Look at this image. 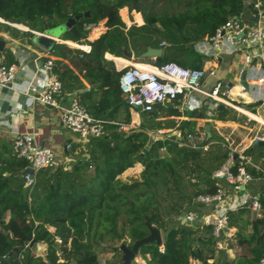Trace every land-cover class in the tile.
Listing matches in <instances>:
<instances>
[{"label":"trees","instance_id":"trees-1","mask_svg":"<svg viewBox=\"0 0 264 264\" xmlns=\"http://www.w3.org/2000/svg\"><path fill=\"white\" fill-rule=\"evenodd\" d=\"M122 7L136 11L135 22L142 23L126 25L121 17L129 20ZM252 12L253 7L243 0H0V18L8 22H0V33L6 32L11 38L27 37L28 31L11 23L41 31L44 23L52 26L46 19L65 20L76 15L74 26L79 36L67 30L60 39L71 45L83 40L89 51L54 42L47 51L53 56L52 70L63 92L76 91L92 116L128 123L130 110L118 88L120 71L113 60L117 65L124 64L122 58L129 59L126 53L132 52L139 66H145L141 62L174 61L184 67L201 68L208 58L196 52L193 43L212 34L228 16L240 15L251 23ZM103 19L106 29L100 33ZM88 31L90 39L100 34L87 40ZM160 42L165 44L159 45ZM148 46L161 47V55L154 60L136 59ZM0 53L3 64L15 61L8 48ZM105 53L113 60L106 59ZM229 59L230 55L221 54L217 68L225 69ZM97 93L99 97L95 98ZM189 112L185 116L204 117L200 108ZM139 115L141 121L134 131H121L114 124L104 123V135L88 138L83 147L72 145L77 158L69 168L61 164L39 168L33 172L29 185L24 177L17 176L27 161L17 157L2 140L0 257L16 249L7 260L0 259V264H69L71 259L74 264H100L89 240L102 247L105 237L118 241L126 235L129 242L125 245L130 247L135 239L148 233L146 222L162 231L160 245L152 241L138 247L146 264H208V259L210 264H255L264 256V217L250 220L245 207L226 214L228 226L235 229L237 254L232 259L215 247L210 225L181 221L188 210L207 212L203 205L194 202V197L199 193L212 194L224 184L212 172L225 162L229 148L215 129L210 127L208 140L215 143L206 151L169 140L151 142L147 130L174 124L169 119L163 125V119L158 117L180 113L175 106L159 105ZM214 119L236 121V111L218 104ZM189 123L194 121L182 120L179 128L183 131ZM161 146L163 155L158 151ZM243 153L261 168L245 164L254 179H261L258 188L263 201L264 144L253 143ZM233 161L235 167L239 158L236 156ZM136 162L142 165L138 176L121 180L122 172ZM55 235L61 238L59 244ZM38 243L43 246V254L33 252Z\"/></svg>","mask_w":264,"mask_h":264},{"label":"built area","instance_id":"built-area-1","mask_svg":"<svg viewBox=\"0 0 264 264\" xmlns=\"http://www.w3.org/2000/svg\"><path fill=\"white\" fill-rule=\"evenodd\" d=\"M243 2L251 5L254 9V12L251 13V23L242 20L240 15L228 16L214 29L212 34L204 35L193 43V49L208 58L201 68L184 67L174 61L160 64L141 62L145 66H139L133 58L127 59L124 64L117 65L116 63L117 70L120 71L118 88L129 110L135 113L134 117L139 115V112L151 111L156 103L168 101L180 110L203 109L206 118L210 120L214 119L218 104L239 111L236 108L239 105L232 99L233 95L244 99L253 90L256 91V88H264L263 0H243ZM0 22L6 21L0 18ZM11 25L20 29L17 24L11 23ZM164 44V42L159 43V45ZM72 46L83 52L89 51V45L83 40L75 42V45ZM223 53L241 55L238 73H245L247 88L240 82L234 84L216 76L217 58ZM27 54L25 46L16 47L13 50L14 62L8 65L0 62V88L17 89L18 93L23 96L25 104L29 98L32 103L58 108L60 126L64 130L74 133L76 135L75 142L81 147L84 146L88 138L104 135V123L106 122L114 124L118 130L125 132L139 126V119H134V117L125 123L106 121L92 116L79 101L76 93L63 92L61 82L52 70L53 57L51 55L35 57L33 60L34 70L27 75L24 71ZM105 58L112 59L107 54ZM150 59L154 60L155 58L150 57ZM208 77H215V80L209 87H205ZM234 88L237 90L233 91ZM258 99H264V95L254 98V100ZM259 123L264 125V122ZM10 130V150L17 157L27 161L25 167H31L34 172L39 168L58 164L54 151L40 145L32 131H13L11 127ZM172 130L175 132L170 133ZM155 133L156 136L150 137L151 142L169 140L201 151H206L212 143H215L213 140H208L210 134L208 135L202 126H189L182 131L179 124H175L173 127L155 128ZM219 135L229 151L225 162L212 172V176L221 179L227 185L217 186L212 194H197L194 197V202L209 206V211L188 210L183 214V219L184 222L210 225L211 233L216 238L215 247L224 249L227 240H231L234 236V229L227 224V211L245 207L249 210L250 219L264 217V200L261 201L257 193L245 191L246 186L253 180L252 175L246 171L245 164L248 163L259 170L261 168L251 163L243 153V150L249 145L264 139L257 135L253 136L241 150H237L236 145L229 137ZM64 148L71 150L72 142H66ZM159 149L164 150V147L161 146ZM236 156L239 161L234 167L233 160ZM23 177L26 185L32 183V176L25 174ZM240 190L242 193H238ZM51 228V226L48 227L50 231H53ZM54 240L57 244L61 242L58 235L54 236ZM37 246L38 244H35L34 247ZM160 251H163L161 247ZM255 264H264V256L259 258Z\"/></svg>","mask_w":264,"mask_h":264},{"label":"crops","instance_id":"crops-1","mask_svg":"<svg viewBox=\"0 0 264 264\" xmlns=\"http://www.w3.org/2000/svg\"><path fill=\"white\" fill-rule=\"evenodd\" d=\"M132 23L141 24L142 22L141 23L132 22ZM126 25H129V23ZM102 26H103V29L100 33H102L106 29V27L104 26V22ZM99 34H97L94 38H96ZM0 38L4 40V48H8L12 52V55H13L14 48L23 47V46L26 47L28 54L24 62V69H25L24 71L26 72L27 75L32 73L34 70L33 60L35 57L49 55L47 53L48 49L44 47H38V46L33 47L30 43H28L27 38H24V37L11 38L10 36H8L6 32L0 33ZM85 38L87 40L94 39V38H91V39L88 38L87 35ZM57 42L66 43L64 42V40L60 38L58 39ZM106 54L108 53H105L104 57ZM228 55H230V59L227 62L225 69H223L222 71H220L217 68L218 64L216 62V69H218L216 72V76L224 80L230 81L231 83L237 84L239 82V76H240V74L238 73V66L241 60V55L240 54H235V55L228 54ZM3 58H4L3 54L0 53V62L3 61ZM117 58H121V57H117ZM122 59H124L127 62L125 58H122ZM214 80H215V77H208L205 81V87H209V85ZM84 85L86 88L88 87V84L86 82H84ZM17 88L19 87L17 86ZM71 93H76V91L71 92ZM249 95H247L244 99H241L237 95H233L232 99L234 100V102L239 101L241 104H251L254 102H258L255 105L249 106L250 108H253L255 112L251 111V109H247L243 107L242 105H240L241 107L238 106V108L240 109V111H244L245 113L248 112L249 117L247 115L246 116L249 119H252V118L256 119L258 115L262 118V120H264V99L260 100L261 99L260 98L258 100H254L255 97H260V96L263 97L264 88L263 87L256 88V91L253 90L251 94ZM65 97L67 98V95H65ZM98 97H99V93L95 94V98H98ZM23 102H24L23 96L18 93L17 89L0 88V124H1L0 125V143L2 142V140H4L10 146V139H11L10 127L12 128L13 131L15 130L16 131H32L35 135L36 141L40 145L49 147L54 151L56 159H57V163L63 165L65 168H69L72 160L77 158V151L74 150L73 148L71 150L65 149L64 145L66 142H69V141L72 142V145L76 144L75 142L76 135L70 131L64 130L60 126L59 109L45 105V104L36 103V102L32 103L29 98L26 100V104ZM249 111L252 113H250ZM133 114L135 113H133L130 110V119L134 117ZM242 115L245 117L244 113ZM163 118H168L170 120H173V123H174L173 126H175V124H180L182 120L194 121V123L192 124L194 127L202 126L205 128V124L209 123L210 127L215 129L217 133L221 134L222 136L229 137V139L233 142V144H235V141L231 137V134L233 133L236 127V121H232V120L220 121V120H216L213 118L208 120L205 114L203 118H196V117L185 116L184 114H181V113L180 115H177V116L171 115V116H160L159 117V119H163ZM135 119H139V124H140V119H141L140 115L138 114L135 115ZM251 121H255L259 129L260 127H263L264 129L263 124H260L258 121L254 119ZM192 125L189 123V126H192ZM227 125L230 126L229 132L222 130L223 129L222 127L227 126ZM248 130H250L249 133H251V136L246 140V143H244L242 147L237 150H241L245 146V144H247L249 140H251L253 136L257 135L264 139V130L261 132V134H259V131H255V132L252 131L251 128H248ZM174 132L175 131L172 130L170 133H174ZM263 159H264V154H263ZM260 181L261 179L253 178V180L246 186L245 191L249 193L259 194L258 184H260ZM205 209L206 210L208 209L209 211L210 207L204 206L203 210ZM249 219H250V216H249ZM38 246H39L38 253L43 254V251H44L43 246L39 243H38ZM223 250L225 251L226 258L228 259H232L237 254V247L234 244V237L231 240H227L225 248ZM33 252L37 254L35 247L33 248ZM137 256L140 261L145 262V260L139 254H136L134 258V261L136 263H140L138 262ZM207 263L210 264L211 260L208 259Z\"/></svg>","mask_w":264,"mask_h":264},{"label":"rangeland","instance_id":"rangeland-1","mask_svg":"<svg viewBox=\"0 0 264 264\" xmlns=\"http://www.w3.org/2000/svg\"><path fill=\"white\" fill-rule=\"evenodd\" d=\"M122 8L125 9V11H126V19L129 20V22H128V21L125 20V18L121 17V19L125 22V24H128V23L130 24V22L131 23L135 22L134 14H135L136 11L128 10L126 7H122ZM122 8L119 9V13H120V10ZM150 9L155 10L156 8L154 6L153 7L151 6ZM137 13L141 17V14L139 12H137ZM45 21H47V23L49 25H55V24H58L60 22H63L64 20L61 19V18L52 17L51 19H48V20L46 19ZM100 21H102V24H103L104 20H100ZM141 21H142V19H141ZM88 34H89V32H88ZM88 34H87V36H88ZM3 35H5V34H3ZM18 37L19 38H21V37L27 38L28 43H30L33 47H37V46L38 47H44V46L38 45L29 36L25 37L24 35H18ZM65 41H67V40H64V42ZM68 46L75 47V46H72V45H68ZM128 60H130V59H128ZM123 63H126V61L123 62ZM235 103H237V105H239V107H240V105H242L243 107H245L247 109H251V111L255 112V110H253V108L248 107L247 104H241L239 101H236ZM175 107L177 108V106H175ZM177 110H178L179 113L184 114V115H186V114L188 115L190 113L189 110H187V109L180 110V109L177 108ZM234 110L236 111V127H235L233 133L231 134V137L235 141L236 148L240 149L242 147V145L244 143H246V140L251 136V133H249L250 130H248V128H251L252 131H259V134H261V132L264 129H263V127H260V129H259V127L256 125V122L255 121H251L254 118H252V119L248 118L249 117L248 116L249 115L248 112L245 113L244 111H241L242 112L241 113V112H239L240 110L239 111H237L236 109H234ZM243 113L245 114V117L242 115ZM158 119H159V117H158ZM165 120H169V119L168 118H163V120H161L162 124L165 123ZM254 120H256V119H254ZM222 128H223L222 130L229 132L230 126L227 125V126H224ZM137 129H138V126H135V128L131 129V131H134V130H137ZM147 134H148V138L149 139H150V137L152 138V136H156L155 129L151 128V129L147 130ZM238 144H241V145H238ZM158 151H159L160 155L164 154V150H160L159 149ZM141 169H142L141 163L136 162V163L133 164V166H131V168H127L125 171H123L122 174L120 175V178H121V180H129V179H131L133 177H137L139 172H140L139 170H141ZM229 187H230V189H232L231 186H229ZM240 193H242V192H240ZM152 225L155 226V224H152ZM51 229L53 230L54 228H51ZM160 233L162 235V231L161 230H160ZM125 242L126 243L129 242V238L126 235H123L122 239H120L118 241L110 240L108 237H105L104 242L102 244V247H97L96 245H94L92 243L91 240H89L87 243L92 245L91 249H93L94 252L96 253L100 264H120L119 262H121V254H122V252L119 250V245L121 243H125ZM112 247H115V249L112 250ZM38 249H39V246L36 247V253L39 252ZM137 258H138V256H137ZM138 262H140V263H137V264H146L145 262L140 261L139 258H138ZM130 264H132V261L130 262Z\"/></svg>","mask_w":264,"mask_h":264},{"label":"water","instance_id":"water-1","mask_svg":"<svg viewBox=\"0 0 264 264\" xmlns=\"http://www.w3.org/2000/svg\"><path fill=\"white\" fill-rule=\"evenodd\" d=\"M77 19V16H69L67 17L63 22H60L58 24L47 26L46 23L43 24L41 31H36L33 29H21V30H27L28 36L34 40L38 45L44 46V48L49 49V47L54 43L57 42L60 36L65 31H70L76 36H79V33L76 31L74 22ZM8 24V22H5ZM4 48V40L0 38V51H2ZM162 48L161 47H150L148 46L143 52L136 55V59L140 58H150V57H159L161 55ZM126 56L129 58H133L132 52H127ZM239 82L247 88V83L245 80V73L242 72L239 76ZM163 105L166 107H172L171 102L163 101L162 103H156L155 106ZM205 130L207 131V134H210V125L209 123L205 124ZM254 143H260L264 144V140H259ZM25 174H28L29 176H32L33 169L31 167H25L20 173L17 174L19 177H23ZM241 187V186H240ZM184 222V219L181 220ZM146 227L148 230V233L141 237L135 239L130 247H127L125 243H121L119 245V250L122 252L121 254V262L120 264H130L131 261L134 260L136 254H138V247L139 245L143 243H148L154 241L157 245H160L162 242V236L160 233V229H158L156 226H153L152 224L146 222ZM16 248H13L7 255L0 257V259L7 260L8 255L14 251ZM69 264H74V260L71 259V262Z\"/></svg>","mask_w":264,"mask_h":264},{"label":"bare ground","instance_id":"bare-ground-1","mask_svg":"<svg viewBox=\"0 0 264 264\" xmlns=\"http://www.w3.org/2000/svg\"><path fill=\"white\" fill-rule=\"evenodd\" d=\"M237 90V88H234L233 89V91H236ZM263 103V102H262ZM236 106V105H235ZM236 108L238 109V110H240L239 108H238V106H236ZM250 112V111H249ZM250 113H252V112H250ZM256 115V114H255ZM135 119V118H134ZM255 119V118H254ZM256 120L257 121H259V122H264V120H262V118L260 117V116H258L257 115V118H256ZM255 132V131H254Z\"/></svg>","mask_w":264,"mask_h":264}]
</instances>
